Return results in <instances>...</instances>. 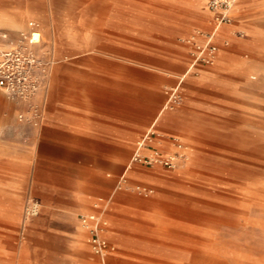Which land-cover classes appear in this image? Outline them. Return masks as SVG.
<instances>
[{"label": "rangeland", "instance_id": "374dc122", "mask_svg": "<svg viewBox=\"0 0 264 264\" xmlns=\"http://www.w3.org/2000/svg\"><path fill=\"white\" fill-rule=\"evenodd\" d=\"M196 1L0 0V19L21 27L0 33L23 31L30 21L39 26L41 50L52 60L50 105L74 101L93 110L105 103L114 118L125 106L128 122L120 154L46 148L30 155L16 182L19 200L0 198V230L10 233L0 236V259L96 264L85 239L86 257L72 251L79 224L66 217L72 203L61 191L77 190L87 203L75 216L96 205L115 249L112 264H264V0H237V21L221 27L243 41L214 38L219 51L205 68L190 54L213 24ZM218 66L219 73L191 83ZM180 79V105L166 109L165 124L151 126ZM16 115L0 93V127ZM152 131L162 153L177 138L193 154L191 164L167 170L132 163L136 144ZM136 185L152 192L140 194ZM32 198L39 210L26 218Z\"/></svg>", "mask_w": 264, "mask_h": 264}, {"label": "crops", "instance_id": "0c3cea01", "mask_svg": "<svg viewBox=\"0 0 264 264\" xmlns=\"http://www.w3.org/2000/svg\"><path fill=\"white\" fill-rule=\"evenodd\" d=\"M206 2L207 0L203 8L199 0L196 1L195 9L198 10L197 12L203 13L204 15L209 14L206 10ZM232 18L233 22L231 25H234L237 18L234 16L233 10ZM0 28L6 30H20L21 27L16 22L0 19ZM17 32L18 31H6V33L10 34H15ZM233 33L234 30L231 28H220L217 35L214 37L216 41L225 37L236 44L243 41L242 39L244 37L240 32L238 34L241 37H235ZM218 51L219 48L217 46V52ZM199 66L201 68L207 67V65ZM219 71V66L216 67V71H201L197 78L191 79V83L200 84L204 79L208 78L210 75L219 73ZM191 72L192 70H188L187 77L191 76ZM191 99L190 109L196 110L197 101H195L193 97H191ZM48 100L47 87L45 91L44 118L39 128L32 129L30 127H24L17 122L16 118L13 119V117L10 119V124L8 126L0 127V198H2L4 202L19 200L20 195L16 189V182L23 178L22 176H24L29 165L30 155L36 153L38 150L43 151L49 148L52 153H56L55 149H61L66 151V155H69L70 150L77 149L78 151H82L80 153L81 155L109 157L116 152L120 154L126 147L128 122L125 117V106L118 105V108L122 109V111L119 110L118 117L114 118L111 117L109 106L105 103L91 110L90 107L80 104L79 102L58 100L50 105ZM7 102L17 112L18 107L8 100ZM165 111L166 109L162 106V109L158 112L151 126L156 125V122L162 125L166 123L167 116H165ZM169 116L172 117V115H168V117ZM3 120L6 119L0 117V125L4 124ZM139 128H141V126H139ZM144 144L146 143L138 142L136 144V150L149 153L143 148ZM163 148L167 150L168 146H164ZM186 155L185 166L190 165L193 160V154L191 152H186ZM44 187L45 189L48 188V186ZM61 195L67 197L72 203V207L65 211L66 217L71 220V223L77 222V224H79L78 215H80V213L77 216H75V213L84 208L87 203L85 198L77 190H70L69 192L61 191ZM32 199L40 202L38 198ZM95 210L96 208L94 209L92 207V209H87L85 212L95 213ZM81 231L82 229L79 225L72 236V242L74 244L72 251L77 258L79 256H87V253L82 247L84 243L83 239H85V244L89 248L86 241V234H82ZM107 232L108 230L104 233V237L113 247V251L110 252L112 256L107 255L105 257L104 262L112 264L116 259L115 249L109 237L106 235ZM9 234V230H0V236H9ZM59 234L60 233H55V236L60 237ZM121 243V241H118V244ZM92 256L96 264H101V259L99 257H95L93 254ZM0 264H13V262L8 259H0ZM85 264H88V262Z\"/></svg>", "mask_w": 264, "mask_h": 264}, {"label": "built area", "instance_id": "2783aa9c", "mask_svg": "<svg viewBox=\"0 0 264 264\" xmlns=\"http://www.w3.org/2000/svg\"><path fill=\"white\" fill-rule=\"evenodd\" d=\"M237 0H207L206 10L211 16L213 26H229L233 22L232 10ZM205 41L196 45L191 52L193 62L199 65H210L215 59L217 46L212 31L204 34ZM42 41L39 26L36 22L27 23L25 30L15 34L0 33V92L5 98L18 107L16 120L24 126L37 129L41 126L45 111V91L49 79L51 57L41 50ZM180 81L167 93L164 109L180 105ZM154 131L146 137L143 148L149 153L136 151L131 159L146 167L160 165L172 170L186 160L185 146L175 137H170L172 151L162 153L153 145ZM121 184L126 180L120 178ZM134 189L143 195L152 192L144 186L136 185ZM96 208V205L94 206ZM39 210V202L30 199L24 207V217L35 216ZM79 225L86 234V241L91 253L99 257L113 251V247L104 237L107 224L98 214L84 213L78 215ZM106 264V263H102Z\"/></svg>", "mask_w": 264, "mask_h": 264}, {"label": "bare ground", "instance_id": "6f19581e", "mask_svg": "<svg viewBox=\"0 0 264 264\" xmlns=\"http://www.w3.org/2000/svg\"><path fill=\"white\" fill-rule=\"evenodd\" d=\"M220 28H222V27H216V26H213V27L211 28V31H212V33L214 34V36L217 35V33H218V31H219ZM100 257H101V263H105V262H104V261H105V256H104V254L100 255Z\"/></svg>", "mask_w": 264, "mask_h": 264}]
</instances>
